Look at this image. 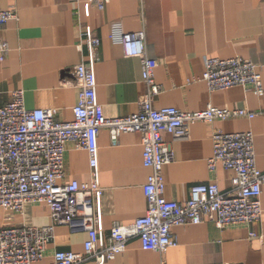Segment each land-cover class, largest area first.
I'll return each mask as SVG.
<instances>
[{"label": "crops", "instance_id": "1", "mask_svg": "<svg viewBox=\"0 0 264 264\" xmlns=\"http://www.w3.org/2000/svg\"><path fill=\"white\" fill-rule=\"evenodd\" d=\"M3 9L14 8L16 18L1 34L9 51L0 62V98L23 91L28 109L57 108V120L73 119L77 87L73 67L86 54L77 48L81 30L101 39L100 60L91 64L96 95L106 117L136 113L147 88L142 81L138 58L124 57L121 45L111 34L143 31L146 55L156 61L153 77L163 91L153 105L193 112L208 106L247 109L252 119L233 118L212 123L196 122L185 140H163L174 153L164 165V196L184 202L193 184L216 182L220 191L231 188L234 172L207 161L212 155L211 134L252 131L256 165L264 172V93L254 94L240 86L210 91L198 80L204 59L242 57L258 66L264 89V0H109L102 9L89 0H0ZM97 178L103 188L100 199V231L103 243L114 222L129 224L146 212L142 187L150 169L142 162L143 146L138 132L121 134L112 143L107 129L97 136ZM65 179L89 182L93 173L86 151L66 143ZM262 215L252 224L218 228L211 221L173 229L177 245L164 254L144 250L138 238L130 239L123 253L103 264H264V185ZM13 222L36 227L51 223L49 208L27 205ZM7 211L0 208V226ZM255 237H250L251 233ZM46 257L35 264H49L54 251L81 252L87 239L84 229L55 226ZM80 264H93L85 261Z\"/></svg>", "mask_w": 264, "mask_h": 264}, {"label": "built area", "instance_id": "2", "mask_svg": "<svg viewBox=\"0 0 264 264\" xmlns=\"http://www.w3.org/2000/svg\"><path fill=\"white\" fill-rule=\"evenodd\" d=\"M99 9L109 0H89ZM16 18L14 8L0 6V62L9 51L2 37L5 24ZM124 57L138 58L142 67V81L146 95L139 102L136 113L121 117H106L97 100L96 78L91 64L100 60L101 39L96 33L81 30L77 48L82 59L73 67V84L77 87V102L73 119L57 120V108L28 109L23 91L11 92L3 103L0 98V208L7 211L0 226V264H35L46 257L47 247L55 237V226L84 229L87 239L81 252L54 251L49 264H80L92 261L103 264L126 249L127 242L138 238L144 250L164 254L177 245L173 229L187 224L213 222L224 228L238 224H252L262 215L261 192L264 172L256 165L254 134L252 131L211 134L212 155L207 164L210 171L218 165L234 172L231 188L220 191L216 182L193 184L184 202L168 200L164 196L163 167L174 160V153L162 134L173 140H185L189 127L196 122L212 123L233 118L252 119L256 113L247 109L208 106L201 111H183L175 107L156 108L153 99L163 91L155 82L156 61L145 52L143 31L111 34ZM210 91L240 86L254 94L264 93L261 72L249 59L232 57L204 59L201 79ZM107 129L112 143L124 133L138 132L143 146L142 162L150 173L142 190L146 212L129 224L114 222L103 243L100 231L99 203L103 188L97 178V136ZM66 143L84 150L93 169L92 179L80 183L65 179ZM30 204L49 208L51 223L36 227L13 222L16 214ZM251 233L250 237H255Z\"/></svg>", "mask_w": 264, "mask_h": 264}, {"label": "bare ground", "instance_id": "3", "mask_svg": "<svg viewBox=\"0 0 264 264\" xmlns=\"http://www.w3.org/2000/svg\"><path fill=\"white\" fill-rule=\"evenodd\" d=\"M2 8V7H1ZM201 79V77H199Z\"/></svg>", "mask_w": 264, "mask_h": 264}]
</instances>
